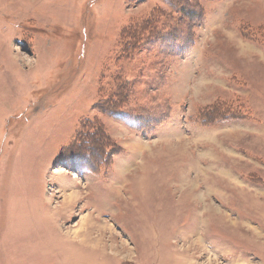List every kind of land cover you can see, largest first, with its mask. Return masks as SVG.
I'll return each instance as SVG.
<instances>
[{"label":"rangeland","instance_id":"obj_1","mask_svg":"<svg viewBox=\"0 0 264 264\" xmlns=\"http://www.w3.org/2000/svg\"><path fill=\"white\" fill-rule=\"evenodd\" d=\"M0 264H264V0H0Z\"/></svg>","mask_w":264,"mask_h":264},{"label":"trees","instance_id":"obj_2","mask_svg":"<svg viewBox=\"0 0 264 264\" xmlns=\"http://www.w3.org/2000/svg\"><path fill=\"white\" fill-rule=\"evenodd\" d=\"M150 20H153V17H150L149 20L148 19L144 20L139 24H131V27L126 26L122 29V31L120 32L119 42H118V47L119 50H121L122 54L126 52L125 49L127 47V44L133 45L136 42V44L138 43L139 45L144 35L150 32L153 33L150 30V28L153 29V27H150L151 24ZM123 87L125 91L129 92L126 83H124ZM116 107L117 105L114 106L109 113H112V111H114ZM75 137H76V140L74 141L75 145L80 146L82 149L83 148L95 149L96 155L98 156L101 155L102 149L104 150L105 153H108V151L116 150L114 142L105 133L103 126L93 120L82 122Z\"/></svg>","mask_w":264,"mask_h":264},{"label":"bare ground","instance_id":"obj_3","mask_svg":"<svg viewBox=\"0 0 264 264\" xmlns=\"http://www.w3.org/2000/svg\"><path fill=\"white\" fill-rule=\"evenodd\" d=\"M124 169V168H123Z\"/></svg>","mask_w":264,"mask_h":264}]
</instances>
